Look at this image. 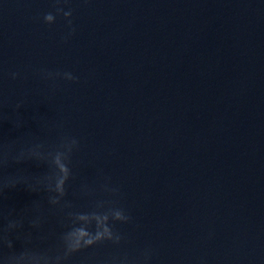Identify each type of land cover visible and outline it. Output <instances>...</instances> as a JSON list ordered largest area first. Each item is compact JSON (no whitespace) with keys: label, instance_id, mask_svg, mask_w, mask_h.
<instances>
[{"label":"clouds","instance_id":"obj_1","mask_svg":"<svg viewBox=\"0 0 264 264\" xmlns=\"http://www.w3.org/2000/svg\"><path fill=\"white\" fill-rule=\"evenodd\" d=\"M50 3L51 10L37 19L49 27L62 19L66 32L60 39L67 44L77 32L76 10L70 0ZM5 76L9 81L34 78L53 94L61 84L79 82L71 70L28 65L4 72L0 66V127L8 121L16 130L26 126L20 109L30 105L29 93L10 102L3 91ZM6 108H11L12 114L5 112ZM32 119L38 132L27 131L15 138L0 135V201L7 191L18 187L40 196L19 212L0 203V264H156V246L134 247L129 234L117 227L134 223L121 204V187L103 169L96 170L92 181L80 177L76 159L80 137L67 131L63 121L45 119L38 111ZM32 165L41 171L33 173L24 167ZM11 168L15 171L10 172ZM102 248L111 251L100 254ZM195 264L208 262L201 256Z\"/></svg>","mask_w":264,"mask_h":264}]
</instances>
